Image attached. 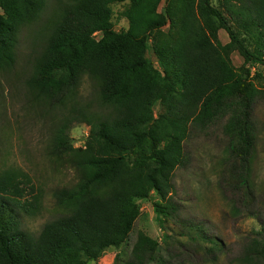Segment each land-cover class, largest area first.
<instances>
[{
	"label": "trees",
	"instance_id": "1",
	"mask_svg": "<svg viewBox=\"0 0 264 264\" xmlns=\"http://www.w3.org/2000/svg\"><path fill=\"white\" fill-rule=\"evenodd\" d=\"M118 1L57 0L43 21L23 85L57 113L48 154L72 169L75 180L54 190L59 216L33 234L23 222L40 213L41 189L21 170L0 173V264L94 262L105 249L126 242L141 203L150 199L160 228L177 219L173 175L186 164L183 142L190 128L202 130L216 118L227 117L229 150L240 167L233 178L246 198L252 195L251 115L264 93L248 79L250 65L264 66V0H224L252 48L212 7L214 0H180L173 44L154 46L161 71L146 51L174 14L167 6L157 14L160 0H130L128 30L116 32L110 5ZM47 2L0 0V72L13 69L19 33L40 19ZM195 8L226 32L228 48L243 60L239 73L205 34ZM84 79L92 83L87 99ZM157 102L165 113L155 119ZM73 123L89 127L83 146L71 144L67 131ZM259 237L234 264H264V235ZM159 253L160 245L139 231L127 264H165Z\"/></svg>",
	"mask_w": 264,
	"mask_h": 264
},
{
	"label": "rangeland",
	"instance_id": "2",
	"mask_svg": "<svg viewBox=\"0 0 264 264\" xmlns=\"http://www.w3.org/2000/svg\"><path fill=\"white\" fill-rule=\"evenodd\" d=\"M56 1L48 0L40 19L21 30L14 67L8 73L0 72V173L9 169L21 170L29 175L36 188L41 189L40 213L24 218L23 222V227L33 234L59 216L60 210L52 198L54 190L69 186L75 180L72 169L48 154L57 113L31 98L23 85L30 72L29 64L36 52L41 26ZM179 1L160 0L156 10L157 14L163 13L167 6L174 14L173 20L169 19L155 31V44L149 40L146 51V57L160 71L154 46L160 43L170 47L173 44L179 27ZM129 4L130 0H121L110 5L111 25L116 32L128 30L124 13ZM211 5L252 48L253 42L227 11L224 0H214ZM196 14L205 34L239 73L243 60L237 51L228 48V35L219 27L218 21L214 17L205 19L199 9ZM93 36L97 40L100 38L99 33ZM248 80L264 93V66L250 65ZM91 88L92 83L84 79L81 93L85 99L89 98ZM164 113V106L157 102L153 106L154 118ZM251 119L255 135L249 172L252 195L246 198L245 190L233 178L240 167L237 157L229 150L232 142L229 143L225 134L227 117L216 118L202 130L190 128L183 142L186 164L173 175L172 199L179 207L177 219L165 221L160 228L153 212L154 199L142 202L126 242L120 248L105 249L96 261L88 264H127L139 231L160 245L159 257L165 264H234L245 245L257 239L260 233L264 235V94L262 99L256 100ZM67 134L73 147H80L89 135V127L73 123Z\"/></svg>",
	"mask_w": 264,
	"mask_h": 264
}]
</instances>
